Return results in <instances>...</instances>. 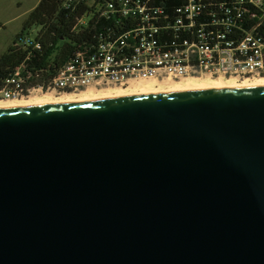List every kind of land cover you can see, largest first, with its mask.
I'll list each match as a JSON object with an SVG mask.
<instances>
[{
	"label": "water",
	"instance_id": "water-1",
	"mask_svg": "<svg viewBox=\"0 0 264 264\" xmlns=\"http://www.w3.org/2000/svg\"><path fill=\"white\" fill-rule=\"evenodd\" d=\"M0 264H264V87L0 109Z\"/></svg>",
	"mask_w": 264,
	"mask_h": 264
},
{
	"label": "built area",
	"instance_id": "built-area-1",
	"mask_svg": "<svg viewBox=\"0 0 264 264\" xmlns=\"http://www.w3.org/2000/svg\"><path fill=\"white\" fill-rule=\"evenodd\" d=\"M73 1L83 0H68L66 8L69 9ZM150 1H106L97 11L98 18L110 20L117 16L130 17L133 19L131 29L115 33L113 27L96 22V29L100 31L98 43L81 47L46 89L31 85L32 74L27 72L24 63L16 68L0 89V99H25L38 91L74 94L109 84L124 87L152 80L202 76L264 78V36L249 30L241 41L234 43L228 41L225 34L206 33L207 25L204 24L198 29L195 38L185 39L181 44L162 45L156 38L159 27L155 22V16L162 11L150 8ZM205 1L210 0H185V5L177 9L173 29L194 34L196 20L203 13ZM245 5L264 10V0H238L239 16L243 14L242 6ZM211 16L212 24H218L214 13ZM116 21L119 25L122 20ZM79 24L85 25V20H80Z\"/></svg>",
	"mask_w": 264,
	"mask_h": 264
},
{
	"label": "trees",
	"instance_id": "trees-1",
	"mask_svg": "<svg viewBox=\"0 0 264 264\" xmlns=\"http://www.w3.org/2000/svg\"><path fill=\"white\" fill-rule=\"evenodd\" d=\"M106 1L108 0L73 1L68 9V0H41L24 22L23 31L17 35L8 50L0 55V89L16 68L24 63L27 72L32 74L31 85L46 89L81 47L98 43L100 31L96 29V22L113 27L115 33L131 29L133 19L130 17L117 16L110 20L98 18L97 11ZM184 5L185 0L149 2L150 8L162 11L155 16L159 27L156 38L160 44L171 46L173 43L181 44L185 39L195 38L198 29L204 24L207 25L206 33L212 31L225 34L226 39L234 43L241 41L249 30L264 36V10L245 5L242 6L243 14L239 16L238 0L203 2V13L196 20L197 29L194 34L189 31L177 32L173 29L177 9ZM211 13H214L218 24H212ZM119 19L122 21L118 25L116 20ZM80 20H85V25H80ZM26 37L29 39L26 40Z\"/></svg>",
	"mask_w": 264,
	"mask_h": 264
},
{
	"label": "rangeland",
	"instance_id": "rangeland-1",
	"mask_svg": "<svg viewBox=\"0 0 264 264\" xmlns=\"http://www.w3.org/2000/svg\"><path fill=\"white\" fill-rule=\"evenodd\" d=\"M41 0H0V55L5 53L13 44L18 34L23 31V25L29 14L39 5ZM88 21V19H87ZM199 78V79H196ZM264 80L263 77L252 76L243 79H224L219 77L202 76L187 79H165L164 81H146L129 86H116L109 84L103 87H94L88 90L70 93L34 92L29 97L19 100L0 99V107L10 106L25 102H52L58 103L65 99H97L117 95L119 93L135 94L147 91H171L179 87L205 85H226L242 87L247 83H255ZM47 103V104H48Z\"/></svg>",
	"mask_w": 264,
	"mask_h": 264
},
{
	"label": "bare ground",
	"instance_id": "bare-ground-1",
	"mask_svg": "<svg viewBox=\"0 0 264 264\" xmlns=\"http://www.w3.org/2000/svg\"><path fill=\"white\" fill-rule=\"evenodd\" d=\"M196 79H199V78H196ZM240 87V86H238ZM242 87H264V80L262 81H259V82H255V83H247L245 85H243ZM224 88H233V86H226V85H217V86H205V85H193V86H186V87H179V88H176L174 90H201V89H224ZM174 90H171V91H174ZM132 94H125V93H119L117 95H113V96H108V97H105V98H100V99H109V98H114V97H130ZM99 99V98H97ZM90 100H94V99H87V98H84V99H71V98H68V99H65L61 102H58V103H74V102H85V101H90ZM40 102V103H34V102H25V103H16V104H13V105H10V106H2L0 107V109H3V108H16V107H28V106H38V105H50V104H57V103H52V102Z\"/></svg>",
	"mask_w": 264,
	"mask_h": 264
}]
</instances>
